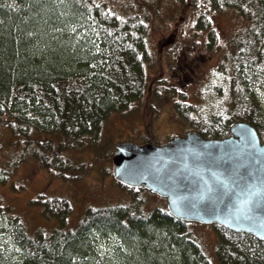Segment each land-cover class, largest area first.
Listing matches in <instances>:
<instances>
[{
    "label": "trees",
    "instance_id": "1",
    "mask_svg": "<svg viewBox=\"0 0 264 264\" xmlns=\"http://www.w3.org/2000/svg\"><path fill=\"white\" fill-rule=\"evenodd\" d=\"M181 2L176 25L188 11L191 18L197 13L194 28L208 33L205 42L173 31L154 51L150 36L156 11L131 10L135 3L114 9L103 0H0V185L10 184L15 192L25 188L11 173L28 156L67 180H79L96 166L111 174L112 166L103 164L113 162L115 145L107 149L99 143L109 117L121 113L125 118L126 110L142 117L144 142H156L153 119L162 106L168 111L172 106L205 137L227 136L232 124L247 121L264 140V0ZM225 9L247 23L226 47L211 18ZM191 37L198 39V47L220 49L216 95L223 101L209 114L187 101L173 81L164 85L161 78L172 74L168 58L174 48H181L183 58L196 55L195 47L180 41ZM185 73L175 70L172 79L181 81ZM7 148L17 156L5 160ZM74 148L87 154L81 159L68 155ZM113 182L133 193L149 191L114 177ZM29 204L55 222L31 233L21 216L10 212L12 206L0 204V264H97L95 244L113 238L116 246L107 256L117 264H211L190 236V221L166 209L145 215L128 206H89L69 228L70 198L39 193ZM213 226L218 262L264 264V239L220 223ZM99 259V264L107 261Z\"/></svg>",
    "mask_w": 264,
    "mask_h": 264
},
{
    "label": "rangeland",
    "instance_id": "2",
    "mask_svg": "<svg viewBox=\"0 0 264 264\" xmlns=\"http://www.w3.org/2000/svg\"><path fill=\"white\" fill-rule=\"evenodd\" d=\"M107 1L114 9L123 8L124 4L135 3L131 10H140L150 12L155 10L156 15L151 24L152 31L150 36V44L155 51V46H158V41L163 38L168 39L173 34V31H177L179 35L183 32L187 36H194L196 38L203 39L208 34L206 31L197 30L195 26L197 20V13L190 17V12L186 19H182L179 24L176 25V20L181 14L183 3L181 0H103ZM192 2L194 0H191ZM232 11L225 9L224 11H216L211 17L213 20V27L215 26L216 32L220 37V43L224 47L227 46L229 39L236 32L245 28L247 23L244 19L239 18ZM178 27V28H177ZM185 37V35H184ZM191 37L186 40H180L187 45H191V50L196 49V55L186 56L183 58V54L180 51V47L174 48L175 52L171 58L170 73L174 74L176 71H186L185 75L181 77V81H174L172 74H162L161 78L166 81L164 85H168L171 81L174 82V87L177 91L185 93V99L192 102L206 111L208 114L218 108L222 103L223 97L216 95L217 83L220 81L221 74L217 71V67L220 61V54L218 48L213 51L207 47H198V39ZM198 47V48H196ZM157 53V52H156ZM165 56L160 58L162 65L166 64ZM169 63V62H168ZM180 64L183 66L180 69ZM169 66V64H168ZM183 88V89H182ZM178 95V94H177ZM171 98V97H170ZM171 111H168L166 107H161V112L153 119L154 125V140L156 142H165L174 135L185 134L189 130H194L189 123H185L178 111L172 106ZM125 112L126 116L123 118L121 113H114L107 120L103 127L102 135L103 140L99 145H104L105 148L114 147L116 141L131 140L137 143L144 142V133L146 132L144 121L142 117H136L133 113ZM170 112V114H169ZM133 115V116H131ZM1 130V127H0ZM109 140V142L107 141ZM107 141V143H106ZM67 152L68 155L73 157H83L80 154H87V151H79L74 148ZM81 152V153H80ZM4 159L8 160L17 156L16 150L7 148L3 152ZM82 156V157H81ZM86 157H89L88 155ZM112 161H105L103 166L111 167ZM13 180L16 179L17 183H25V188L19 192H15L10 184L0 185V204L4 207L12 206L10 212L12 214H18L21 216V220L26 222L29 232L34 233L42 227H52L55 220H48L41 207H34L29 204L30 198H33L39 193H44L47 196L57 195L68 197L73 202V211L68 216L67 225L73 227L76 221L84 213L85 209L89 206H128L133 212L137 214L142 213L150 215L155 209L167 210V198L151 191H141L133 193L130 190L119 186L113 182V176L106 174L100 170V166H96L85 177L79 180H67L58 178L52 175L47 169L40 166L37 160L33 157H26L21 163L20 167L11 173ZM18 186V185H17ZM6 205V206H5ZM8 220V216L4 218ZM188 231L190 236L196 243L200 245L204 254L207 256L211 264H222L218 262L216 256V246L218 243V233L215 231L213 224L202 223L199 221H190L188 223ZM103 238H101L102 240ZM115 238H113L114 240ZM111 240L107 242H98L95 245L98 247L97 264L100 263L99 257L103 256L107 261L102 264H117L114 258L107 256L110 249L116 246V241ZM116 240V239H115ZM100 241V239H97ZM136 248V247H135ZM137 249V248H136ZM115 252H117L115 250ZM131 259V258H130ZM119 260V259H117ZM124 261V260H123ZM131 261V260H130Z\"/></svg>",
    "mask_w": 264,
    "mask_h": 264
},
{
    "label": "water",
    "instance_id": "3",
    "mask_svg": "<svg viewBox=\"0 0 264 264\" xmlns=\"http://www.w3.org/2000/svg\"><path fill=\"white\" fill-rule=\"evenodd\" d=\"M111 164L117 181L166 197L177 218L264 239V140L247 121L223 137L189 130L160 143L118 141Z\"/></svg>",
    "mask_w": 264,
    "mask_h": 264
}]
</instances>
